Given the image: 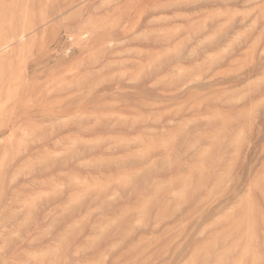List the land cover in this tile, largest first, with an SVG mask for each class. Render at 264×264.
I'll list each match as a JSON object with an SVG mask.
<instances>
[{
	"label": "rangeland",
	"instance_id": "rangeland-1",
	"mask_svg": "<svg viewBox=\"0 0 264 264\" xmlns=\"http://www.w3.org/2000/svg\"><path fill=\"white\" fill-rule=\"evenodd\" d=\"M0 264H264V0H0Z\"/></svg>",
	"mask_w": 264,
	"mask_h": 264
}]
</instances>
